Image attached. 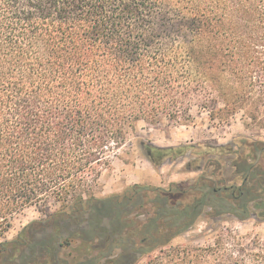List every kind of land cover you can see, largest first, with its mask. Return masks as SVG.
I'll return each instance as SVG.
<instances>
[{
    "label": "trees",
    "instance_id": "1",
    "mask_svg": "<svg viewBox=\"0 0 264 264\" xmlns=\"http://www.w3.org/2000/svg\"><path fill=\"white\" fill-rule=\"evenodd\" d=\"M253 98L264 0H0V235L25 206L43 214L0 264H264V242L231 229L172 244L203 219L264 221V140L139 141L155 167L188 152L200 173L92 193L138 121L186 123L196 102L226 122Z\"/></svg>",
    "mask_w": 264,
    "mask_h": 264
},
{
    "label": "rangeland",
    "instance_id": "2",
    "mask_svg": "<svg viewBox=\"0 0 264 264\" xmlns=\"http://www.w3.org/2000/svg\"><path fill=\"white\" fill-rule=\"evenodd\" d=\"M222 107V103H217ZM189 121L179 123L163 120L159 124H149L142 120L136 124L135 135H130L126 144L111 157V165L103 170L92 193L105 195L120 191L124 186L134 183H147L167 187L171 182H188L200 171L194 170V163H189L193 155L185 153L176 159H166L155 167L146 157L139 141L151 143L158 147L208 143L211 145L229 144L240 135L253 139L264 140V100L251 99L244 106L236 109L226 122L218 119L210 121L207 112L199 109L194 102L191 105ZM229 157H222L224 173L228 172ZM49 210L57 205L48 200ZM42 205V204H41ZM40 204L25 206L8 218V227L0 235V242L11 239L22 226L31 220L39 219L43 214L39 211ZM231 229L246 235L244 244L251 241L264 242V221L255 219L237 221L235 219H203L183 235L176 237L173 245H207L213 243L212 234L217 230ZM211 230L209 236L203 232Z\"/></svg>",
    "mask_w": 264,
    "mask_h": 264
}]
</instances>
